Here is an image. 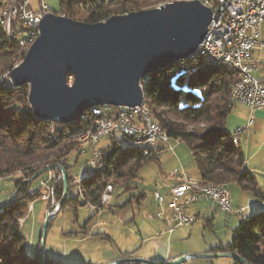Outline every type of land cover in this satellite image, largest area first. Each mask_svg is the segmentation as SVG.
Listing matches in <instances>:
<instances>
[{
  "label": "trees",
  "instance_id": "16d2710c",
  "mask_svg": "<svg viewBox=\"0 0 264 264\" xmlns=\"http://www.w3.org/2000/svg\"><path fill=\"white\" fill-rule=\"evenodd\" d=\"M6 1L0 0V12ZM168 1L171 0H157L160 4ZM58 3V10L52 11L54 15L85 24H97L113 16L151 8L146 0H58ZM25 53L7 43L0 28V79L23 60ZM180 62L183 61L151 74L144 85L150 117L169 139L186 144L202 184L237 186L255 200L264 202V185L260 186L253 174L243 171L244 153L239 146H233L232 134L225 128L232 111L227 105L237 82V72L226 68H205L184 75ZM185 63L187 69L196 66L190 60ZM85 113L84 119L68 125L37 120L28 103V87L14 88L8 81L0 82V180L13 178L14 189L19 188L6 209L3 207L9 198L0 202V264H41L39 246L34 256L26 253V239L18 222L28 206L40 199L39 180L44 176L36 179L37 189L32 186L34 181L30 184L23 182L50 166H62L66 175L69 174L68 169L77 164L80 151V147L69 139L90 127ZM197 125H202L204 130L186 129ZM104 141L108 143L103 145L101 141L99 148L102 151L101 164L106 171L83 181L79 196L82 201L68 199V189L60 210L72 207L76 212L88 205L99 206L106 184L110 182L115 188V180H120L128 191V184L137 179L139 171L146 164L156 162L152 155L143 157L135 150L124 148L120 140ZM55 189L57 202H60L62 182ZM50 223L49 220L48 229ZM40 238L41 233L39 243ZM211 252L236 254L246 264H264V208L240 220L231 242L225 247L213 248ZM44 254L46 264H59L46 251ZM233 264L239 263L233 261Z\"/></svg>",
  "mask_w": 264,
  "mask_h": 264
},
{
  "label": "water",
  "instance_id": "95a60500",
  "mask_svg": "<svg viewBox=\"0 0 264 264\" xmlns=\"http://www.w3.org/2000/svg\"><path fill=\"white\" fill-rule=\"evenodd\" d=\"M211 17V11L197 1L172 2L113 16L97 24L48 13L39 24L34 43L21 63L9 72L8 79L14 88L28 87L33 116L52 124L73 123L93 107H138L143 100L141 81L192 56L206 35ZM53 169L44 168L23 184ZM62 190L60 205L68 191L65 172ZM16 194L17 191L3 210ZM48 219L46 215L41 231V264H46ZM191 259H231L246 264L232 253L182 256L162 264H182ZM123 260L117 264H157L136 258Z\"/></svg>",
  "mask_w": 264,
  "mask_h": 264
},
{
  "label": "built area",
  "instance_id": "2783aa9c",
  "mask_svg": "<svg viewBox=\"0 0 264 264\" xmlns=\"http://www.w3.org/2000/svg\"><path fill=\"white\" fill-rule=\"evenodd\" d=\"M180 1L199 2L211 11L210 22H216L214 36L211 39H203L197 51L190 56V61L196 65L194 68L207 61L231 62V68L237 72L238 77L235 97L230 109L243 107L250 112L264 111V81L254 77L259 69V64L253 60L254 53L260 51L264 46V0ZM52 11L44 5L43 0H34V7L28 11L25 18L19 19V30H11L12 34H20L21 42L26 45L31 40L32 33L36 30L37 24H40L43 16L52 13ZM21 23L30 24V34L22 33ZM9 27L11 29L10 22ZM185 67L186 63L183 61L182 69ZM3 80L10 84L9 79H2L0 82ZM70 82L71 80H69ZM88 120H90V128L79 133V142L76 143L80 147L78 161L82 157H88L84 163L85 168L82 174L77 176L74 175L73 168L68 169L67 186L68 189H75V191L76 183L88 174V168L100 165L102 151L99 144L101 141L113 140L116 139V135H119L122 144H154V153H152L154 161H158L163 154L173 153L174 149L180 145L177 141L169 139L168 136L158 134L155 128L149 126L140 106L134 108L93 107L88 114ZM251 125L252 120L249 119L246 125L237 127L233 131L235 138L239 141L244 131ZM54 134L52 135L54 136ZM63 172H65L64 168L57 166L39 180L42 190L40 199L50 205V210L47 213L50 218L60 211L61 205L60 202H56L55 187L62 182ZM175 174L176 172L170 174V177ZM262 178L264 180V172ZM163 179H165L164 176H161L158 181ZM103 192L106 196L104 207L106 209L112 200L113 185L110 182L106 184ZM168 194L169 198L166 202L159 190L152 194L153 199L160 206L156 218L167 222V233H171L179 227L192 226L196 219L188 211L193 205L200 202L241 221L245 220L247 214V208L232 207L230 190L202 191L196 187V180L187 177L181 178L178 184L171 186ZM96 214L98 213H92V216Z\"/></svg>",
  "mask_w": 264,
  "mask_h": 264
},
{
  "label": "rangeland",
  "instance_id": "374dc122",
  "mask_svg": "<svg viewBox=\"0 0 264 264\" xmlns=\"http://www.w3.org/2000/svg\"><path fill=\"white\" fill-rule=\"evenodd\" d=\"M149 9L157 8L160 4L157 0H146ZM44 5H46L50 10L57 11L58 10V0H43ZM34 7V0L31 1V8ZM259 60H264V47L262 48ZM21 63V62H20ZM19 63V64H20ZM18 64V65H19ZM17 65V66H18ZM262 65V64H261ZM15 66V67H17ZM259 67H261L259 65ZM259 73H255L254 77L259 78ZM8 75H4L1 77L2 79H8ZM6 82V80H3ZM143 88V87H142ZM240 108V107H238ZM242 108V107H241ZM243 109V108H242ZM238 113H242L241 109H233L226 121V129L230 131L232 128L231 117L237 116ZM187 131L193 130H204L202 125H197L195 127H187ZM227 131V132H228ZM116 140L121 141V136L116 135ZM108 141H102L101 144L105 145ZM124 148H126L125 144H122ZM179 152H177L176 156L183 159L184 163H188L185 167L191 168L192 159L190 156V151L186 144L181 143L179 148ZM88 157H82L79 159L78 163L73 166V173L75 176L82 174L85 168V161ZM159 163L162 160H158ZM158 161L151 163L149 167L139 173V176L136 180L130 182L127 187H130L128 191H125L124 182L120 180H115V188L112 194V200L110 203V208L115 206H122L126 203L129 196L135 194V191H142L146 194V198L143 204L134 207L135 214H140L137 218L142 220L146 219V214H153L155 210V202L152 197V190L154 180H156L157 176H165L168 175L169 171L174 170L176 167H180L176 164L173 166H164L162 170H158L157 163ZM168 163H175V161H170ZM91 169L88 168V171ZM181 168L175 169V171H179ZM191 172V170H190ZM48 174L45 173L44 176ZM161 174V175H160ZM191 175V173H189ZM43 176V175H42ZM13 178L0 180V202L7 198H12L15 191L18 192V189H14ZM33 188H38V181L35 180L33 183ZM132 188V189H131ZM137 188V189H135ZM229 188V187H228ZM230 190V188H229ZM125 192V193H124ZM236 195V199L238 201L241 200L242 192L238 187L232 188V196ZM16 196V195H15ZM57 197V196H56ZM82 199L78 196L77 191L75 189H70L68 194V199ZM135 198V197H134ZM8 199V200H9ZM8 202V201H7ZM57 202V198H56ZM58 203V202H57ZM81 203V202H80ZM50 210V205L42 201L41 199L36 200L31 205L28 206V210L26 214L19 220V228L21 234L25 237V250L28 255L34 256L37 252L38 246L40 247L39 237L42 231L43 223L45 217ZM112 210H116L113 208ZM100 212L96 217L93 218L92 213L85 207L78 208L75 212L72 207H66L64 210H60L58 214L53 217H49L50 226L47 230V235L45 239L44 249L49 255H56L60 257L61 264H99L112 257H119L120 253L124 250L125 252H135L140 247L139 255L145 256L146 252L152 251V247L145 241L150 240L153 243V239L148 236V233L145 235L139 236L138 230L135 227L134 223L129 224L127 226L122 225L119 221L113 216L111 213ZM146 212V213H145ZM145 214V215H144ZM89 218H91L89 220ZM236 219L233 216L225 215L224 213H218V217L213 221L212 226L206 224L204 219L199 218L190 226V228H177L173 231H176L173 236H170L168 240H164L168 245V251L171 255H179L180 257L186 256H194L201 255V252L208 250L209 248L221 243L223 246L229 244L232 239V234L234 228L236 226ZM87 228L84 229L86 231V235L84 237L80 236L78 233L72 234V231L79 232L78 228L87 224ZM157 223V220H154ZM101 228L106 229V235H108L112 242L109 239L99 238L96 234L100 231ZM130 228V229H129ZM82 234V233H81ZM153 234V233H151ZM80 236V237H79ZM137 236V240L135 238V243L128 244L131 242V237ZM155 236V235H154ZM155 239V238H154ZM165 239V238H164ZM143 242V243H142ZM127 246L125 248H121L122 246ZM203 250V251H201ZM123 259L130 258H122L119 261H124ZM135 259V258H133ZM140 259V258H136ZM145 260V259H144ZM224 259H212L209 261V264H217L220 263ZM233 262V260L228 259ZM224 260V261H228ZM228 261V262H229ZM118 261L111 264H117ZM205 263L203 260L192 259L187 260L182 264H202Z\"/></svg>",
  "mask_w": 264,
  "mask_h": 264
},
{
  "label": "crops",
  "instance_id": "0c3cea01",
  "mask_svg": "<svg viewBox=\"0 0 264 264\" xmlns=\"http://www.w3.org/2000/svg\"><path fill=\"white\" fill-rule=\"evenodd\" d=\"M263 43H264V39H263ZM261 50L254 53L253 60L255 63H258L261 66V67H259L258 71L256 72V73H259L258 80L264 81V60L263 61L259 60V58H261L260 54H262ZM236 108L241 109L242 113H238L237 116L231 117L232 118L231 122L233 123L232 128H230V131H228L227 129H226V131H228V133L232 134L233 131L237 127L246 125V123H247V121H249V119L252 120V125L244 131L243 135L241 136V138L239 140V147L241 148L242 152L244 153V157H245V163H244L243 171L253 174L255 176V178L257 179L258 184L260 186H263L264 180L262 178V174L264 172V111H254V112L251 111L250 112L249 110H247L243 107H242L243 109L241 107L240 108L235 107L234 109H236ZM180 146H181V144L174 149L173 153L163 154L159 159L162 161L160 163H159V161L157 163H155V164H157L159 171H161L162 167H164V166H168V165L173 166L174 164L180 166V167H176L175 169L181 168V170H179V171H175V169L174 170L171 169L168 172L169 174L165 175L164 176L165 179H163L162 181H158V178L161 176H157L156 180H154L153 190H152L151 194H153L154 191L159 190L160 193L163 195L165 202L169 198V194H168L169 188L171 186L178 184L180 182L181 178L187 177L189 179H193L196 181L198 180V172H197V169L194 165L192 157H191V159H192L193 163H191V168L189 169V168L185 167L188 163H184L183 159L176 156L177 152L180 151L179 150ZM190 156H191V154H190ZM170 161H175V163H168ZM150 164L151 163L146 164L144 166V168L146 169L147 167H149ZM143 169H141L139 171V173ZM190 170H191V172H190ZM174 172H176V174L173 177H170V174H173ZM139 173L137 176H139ZM189 173H191V175ZM233 187H235V186L232 185L230 187V198H231V205L233 208H237V209L238 208H247V216L255 215V214L259 213L261 211V209L264 208V202L255 200L250 193L243 192L242 190H241V192H242L241 200L238 201L236 199V195H234V197L232 196V188ZM135 189H137V188H135ZM145 198H146V194L142 191L137 190V191H135V194H132L131 196H129L128 200L126 201V203L124 205H122L120 207H118V206L113 207L116 210H112L113 208L108 207L106 209L103 208L104 210L103 209L99 210L97 213L99 214L100 212H105L107 210L106 213L113 214V216H115V218L119 221V223H121L124 226H127L129 224L131 225L134 223L135 227L138 230L139 236H141L143 234L145 235L146 233H148V236L151 239H153V243H151L150 240L145 241L153 248L152 251L149 250V252L145 253V256H140L139 253H140V250L142 249V247H140L135 252H131V253L125 252L124 250H122L123 252L120 253L118 258L116 256L112 257V258H108L107 260H105L104 262L99 263V264L115 263L116 261L121 260L123 257L124 258H140V259L150 260V261L157 263V264H162V263H166L168 261L174 260V259H178L180 257L179 255L173 256V255H171V253H169L170 251H168L169 247L165 241L168 240L170 236H173L176 231H172L171 233H167L166 232L167 226H168L167 222H164V221L156 218V214L159 212L160 206L155 202L154 199L153 200L155 202V210H154L153 214L152 213L146 214V215L144 214L145 218H146L144 220L137 218V216H139L140 214L139 213L135 214L134 207H137V206L143 204L145 201ZM86 208L89 210L88 206H86ZM188 213L191 216L195 217L196 221L199 220V218H201V219H204L206 221V224H208L209 226H212L213 221L216 219V217H218V213H221V212L218 211L216 208L210 207L209 205L204 204L203 202H200L198 204L193 205L189 209ZM98 214L94 215L93 218L96 217ZM234 218L237 220V221L235 220L236 221L235 228H236L238 223L240 222V220L237 219L236 217H234ZM154 220H157V223ZM88 224H89V222H88ZM87 225H85V228L79 227L78 228L79 232L72 231V234L78 233L80 236L84 237L83 235H86V231H84V229L87 228ZM179 228L185 229V228H190V227H179ZM151 233H153V234H151ZM159 233H162V234L158 235ZM96 235L99 236V238L107 239V240L109 239V241L112 242L110 237L108 235H106V229H104V228H101L100 231ZM135 238L137 240V236L131 237V242H128L126 245H128L129 243L130 244L135 243ZM226 245L223 246L221 243H219V244H217V245H215V246H213V247L209 248L208 250L201 252V253L202 254L215 253V252H211V249L218 248V247H225ZM125 247H127V246L124 245L121 248H125ZM201 251H203V250H201ZM49 256L54 261H57L59 264H61L59 256L52 255V254ZM210 260H212V259L203 260V261H205V263H202V264H209ZM224 260H228V259H224ZM224 260L220 261V263H217V264H233V262H231L229 260H228L229 262L224 261Z\"/></svg>",
  "mask_w": 264,
  "mask_h": 264
},
{
  "label": "bare ground",
  "instance_id": "6f19581e",
  "mask_svg": "<svg viewBox=\"0 0 264 264\" xmlns=\"http://www.w3.org/2000/svg\"><path fill=\"white\" fill-rule=\"evenodd\" d=\"M31 1L32 0H8V1H6L4 8L0 12V28L2 30V33H3L7 43L12 44V45L18 47L19 50L21 49L22 51H25V52L34 43V41L38 35L39 24H37L36 30L33 31V33H32L31 40L28 41L26 43V45H24V43L21 42V35L20 34H12L11 30H19V19L25 18L28 11L32 9L31 8ZM177 1H180V0H171V1H168L166 3H161L157 6V8H159L165 4H169V3L177 2ZM14 7H15V10L13 11ZM9 22L11 25V29L9 27ZM214 29H216V22H210L204 39H211L212 36H214ZM21 31L23 34H30V24L29 23H21ZM189 60H190V57L186 60H183V61H189ZM180 63H182V65H181V69H182L183 62H180ZM205 68H222V69L226 68V69L233 70V68H231V62L207 61V62H204L203 64H201L200 66H197L196 68L193 67L191 69L190 68L187 69L185 67L184 69H182V74H184V75H190L191 74L192 75V73H195L197 70L205 69ZM148 79H149V77H147L145 80L141 81V83H140L141 88L144 87V85L146 84ZM236 85H237V82L233 86V88L230 92V95H229L228 105H227V107L229 109L233 105V98L235 97ZM142 92H143V100H142L140 107H142V112H144V115L146 116L147 123L149 124V126H152L153 128H155V131H157L158 134L165 135L163 133L162 129L155 122H153L152 118L150 117L148 110H147L145 98H144L143 88H142ZM85 112L87 113V116H88V114L91 112V108L86 110ZM86 113H85V115H86ZM83 114L79 119H84ZM53 134H54V132H53ZM231 139H232L233 146H235V147L239 146V141L235 138L234 133H232ZM69 140H70V142L75 143V144L77 142H79V133H78V135L71 136ZM175 141L180 143L178 140H175ZM125 145H126L127 149L135 150L137 153L142 154L143 157H148V156L152 155L151 153H154V144H151V143H143L140 145H136V144H125ZM90 169L91 170L88 171V174L83 176L78 181V183H76V191L78 193V196H80V194L82 193V190H83L82 183L84 180L92 179L95 174L106 171V167L101 164V161H100V165L98 167L90 168ZM196 187H199V189H201L202 191H212V190H214V191H225V190H229L226 186H223V185H215V184L204 185L198 180L196 181ZM105 203H106V196L104 195V192H102L101 197H100L99 206L88 205L89 211L92 213H97L99 210H101L105 207ZM246 216H247V214H246Z\"/></svg>",
  "mask_w": 264,
  "mask_h": 264
}]
</instances>
